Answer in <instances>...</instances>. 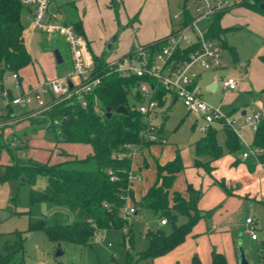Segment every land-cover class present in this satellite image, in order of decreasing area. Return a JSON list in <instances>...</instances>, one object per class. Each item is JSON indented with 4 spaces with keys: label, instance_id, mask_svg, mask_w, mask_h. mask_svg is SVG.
Wrapping results in <instances>:
<instances>
[{
    "label": "rangeland",
    "instance_id": "374dc122",
    "mask_svg": "<svg viewBox=\"0 0 264 264\" xmlns=\"http://www.w3.org/2000/svg\"><path fill=\"white\" fill-rule=\"evenodd\" d=\"M65 1L67 0H56L52 6L61 18L70 20L73 13L70 7L74 4L70 2L62 9L61 4ZM182 1L117 0L115 6L112 0H77V4L88 26L87 34L92 41V52L103 60H113L128 52L134 45L154 41L170 33L176 27L174 14H182ZM23 21L34 60L20 71L24 83L33 82L37 78V72L42 77L52 78L69 71L72 65L65 39L37 29L28 7L23 9ZM222 25L224 30L219 40L226 43L223 53L225 66L219 71H203L201 83L204 96L227 115L239 119L243 116L242 110L246 109L247 116H253L264 107V14L246 5L232 6L222 16ZM116 35V40L111 43V38ZM110 43L111 47L107 48ZM57 47L65 58L61 63L54 53ZM216 73L236 75L239 78V88L230 90L219 86L215 90L208 89L207 83ZM11 74L6 75V85L17 92ZM129 99L131 103L138 104L131 95ZM35 108L37 105H14V110L20 115ZM198 117L197 113L189 111L181 101L172 104V100H169L156 108L152 114V122L167 141L147 140L149 147L132 149L133 173L142 175L143 178L133 179L134 197L129 198L128 205H135V201L141 200L143 192L156 180L158 163L173 160L180 154L185 168L179 173L174 188L186 192L191 183L199 193L197 207L201 210V216L197 218L191 233L195 227L206 230L214 228L215 223L221 226L230 223V228L235 230L234 242L239 239L243 241L251 264H264V167L257 164L251 166L242 157V147L230 151L226 143L227 130L219 124L213 127L223 155H202L200 159L203 164H197L196 141L207 134V131L202 130V121ZM31 122L34 124H30ZM27 123L29 126L24 130ZM248 131V140L252 141L254 131ZM68 151L74 152V156H86L90 152L84 145L62 144L57 133L47 127L43 113H36L32 119L0 129L1 252L5 251V244L15 242L19 238L18 231H22L26 264H193L195 256L199 258L200 264H206L207 260L213 259L214 249L224 254L228 264H233L224 251L223 240L211 238L219 230H214L212 234L207 231L201 233L197 243L189 244L186 251L189 253L177 258L176 262L172 258L162 259L161 255L159 258H140L141 252L149 245L150 230L162 227L169 232L173 228L171 221L167 225H160L163 215L150 207H144L139 214L129 216L122 209V215L129 221L127 226L97 227L87 243L64 240L61 242L64 253L56 257L58 242L50 239L45 229H29L30 224L39 219H44L48 225L69 222L76 217L75 213L68 205L51 200L32 202V184L24 181L23 176L7 177L6 172L8 164H14L18 159L53 163L65 159ZM90 164L85 166H91ZM248 212L259 217L258 240L252 239L241 223V217ZM164 216L167 217V214ZM188 218L187 214L180 213L177 223L186 222ZM225 228L230 229L227 226Z\"/></svg>",
    "mask_w": 264,
    "mask_h": 264
},
{
    "label": "trees",
    "instance_id": "16d2710c",
    "mask_svg": "<svg viewBox=\"0 0 264 264\" xmlns=\"http://www.w3.org/2000/svg\"><path fill=\"white\" fill-rule=\"evenodd\" d=\"M112 2L116 6L117 0ZM262 2L264 0H255L245 5L264 14V9L260 8ZM24 7L26 5L21 0H0V86L6 84L8 73L20 72L34 61L23 21ZM72 12L68 21L83 33L82 18L75 10ZM223 14L224 12L216 14L210 24L211 34L217 37H220L224 30L221 22ZM222 43L226 46L225 41ZM96 58L98 63L104 62L99 56ZM135 81L134 76L110 74L104 77L97 93L105 109L108 106L114 109L110 116L106 111H96L93 103L86 108L76 104H58L51 110L52 123L47 126L49 130L57 133L59 141L89 145L91 150L86 156L67 155V158L53 163L18 159L14 164H8L7 177L24 176V181L32 184V202L51 200L66 204L76 215L72 221L52 225L46 224L44 219H39L31 222L29 229H45L49 238L57 242L68 240L87 243L97 227L121 228L128 225L129 221L122 215V209L129 202L125 196L134 197L133 181L129 179L132 157L126 155L119 158L115 153L119 150L127 151L125 143H138L142 147L150 145L140 134L143 127L142 115L131 108L130 87ZM159 94L160 98L166 96L163 90ZM122 104L129 107V113L116 111ZM225 128L229 150L241 148L238 135L231 128ZM252 142L264 150V117L254 132ZM196 154L197 164H203L200 159L202 155H223L214 127L197 139ZM262 158L264 159V152ZM89 163L91 166H85ZM184 168L180 154L173 160L158 163L156 180L143 192L141 200L133 203L136 206L142 204L143 208H153L163 216L166 213L168 221L173 223L169 232L162 227L150 230L149 245L141 252L140 258L156 257L170 252L186 239L197 218L201 216V210L197 207L199 193L191 183L186 192L174 188L176 179ZM109 169H113L117 176L115 180L111 179ZM42 177L44 178L40 182ZM180 213L188 215L186 222L177 223ZM18 235L19 238L15 242L5 244V251H0V264H26L22 231H18ZM212 256L213 264H228L224 254L215 249ZM193 264H200L197 256L194 257Z\"/></svg>",
    "mask_w": 264,
    "mask_h": 264
},
{
    "label": "built area",
    "instance_id": "2783aa9c",
    "mask_svg": "<svg viewBox=\"0 0 264 264\" xmlns=\"http://www.w3.org/2000/svg\"><path fill=\"white\" fill-rule=\"evenodd\" d=\"M21 1L28 8L33 7V22L37 29L65 39L72 67L56 77H37L28 85L21 80L19 71L12 72L17 92L6 84L0 86V129L32 119L36 113L44 114L48 126L52 123L50 112L58 104H76L86 108L93 103L96 111L105 113L106 109L101 105L97 93L104 77L110 74L134 76L136 81L130 87V95L138 104L131 103V108L142 115L140 134L146 140L167 141L152 122V114L169 100H172V104L181 101L189 111L198 114L202 130L208 131L215 124L231 128L243 147L242 157L264 167L263 148L248 140V129L257 130L264 117V107L253 116L245 113L237 119L212 105L205 98L201 83L204 70H218L223 66L224 45L220 37L210 32L213 17L232 6L255 0H183L180 4L182 14H174L176 27L170 33L160 39L134 45L122 56L104 60L103 63H98L86 36L51 9L53 0ZM216 80L224 89H238L240 84L239 78L233 74L218 75ZM162 90L166 92L164 98H160ZM16 104L37 105V108L20 115L14 110ZM138 145L125 143L124 147L128 150H119L115 154L119 158L126 155L133 157L132 149ZM109 173L111 179L117 178L113 169H109ZM136 177L141 179V175L134 174L131 169L130 181ZM125 198L129 199L128 196ZM123 211L129 216L136 211V205L126 203ZM160 221L162 224L169 222L166 216L161 217ZM245 224L250 235L257 238L256 217L248 215Z\"/></svg>",
    "mask_w": 264,
    "mask_h": 264
},
{
    "label": "crops",
    "instance_id": "0c3cea01",
    "mask_svg": "<svg viewBox=\"0 0 264 264\" xmlns=\"http://www.w3.org/2000/svg\"><path fill=\"white\" fill-rule=\"evenodd\" d=\"M54 1L56 2V0H53L52 1V3H51V9L54 11V7L52 6V4L54 3ZM70 2H72L74 5H71L72 7H70L71 8V10L72 11H76V14L80 17V18H82V20H83V27H84V32H83V34L86 36V38L88 39V41H89V43H90V46H91V49H92V41L89 39V37H88V34H87V29H88V26L85 24V20L83 19V15L81 14V12H80V10H79V6H78V4H77V0H67V1H65V3H63V4H61V8L63 9V7H65L66 8V6L70 3ZM66 5V6H65ZM56 8H57V6H56ZM29 10H30V12H31V15H32V7L31 8H29ZM57 10H59V11H61L59 8H57ZM78 10H79V12H78ZM58 11V12H59ZM54 12H56V11H54ZM227 11H225L224 12V14L226 13ZM80 13V14H79ZM223 14V15H224ZM32 18H33V15H32ZM65 21H67V22H69L68 21V19L66 20V19H64ZM221 22H222V20H221ZM70 23V22H69ZM162 37V36H161ZM107 48H108V46H107ZM31 50V49H30ZM97 56V55H96ZM223 66H225V63H223ZM223 66L221 67V68H223ZM221 68H219L220 70H221ZM219 69H218V71H219ZM36 72H37V70H36ZM218 73H216L215 74V77H213L208 83H207V88L208 89H210V90H215V89H217L219 86H221L220 84H217V86L215 87V88H211V86H213L216 82H217V80H216V77L219 75H217ZM230 74H232V73H230ZM234 75V74H233ZM37 77H42L41 75H39V72H37ZM20 78H21V80L23 81V76H21V73H20ZM23 83H24V81H23ZM29 83H31V82H29ZM29 83H24L25 85H28ZM239 88V87H238ZM234 90H236V89H234ZM244 111H246V113H247V110L246 109H243L242 110V114H245L244 113ZM162 116H164V115H162ZM24 121V120H23ZM19 122H22V121H19ZM33 122V121H32ZM30 123V124H34V123ZM16 123H18V122H16ZM13 125H15V123L14 124H12V125H9V126H5V128H8V127H10V126H13ZM28 126H29V124L27 123L24 127V130H27V128H28ZM248 133H249V131H248ZM61 143L62 144H66V143H68V144H77V145H84V146H87V148H88V150L90 151L91 150V147L89 146V145H87V144H83V143H80V142H64V141H61ZM150 146V145H149ZM149 146H143V147H149ZM141 145H138V147L137 148H143ZM67 153H69V154H67L68 156H71V155H74V152L72 153V152H70V151H68ZM66 155V156H67ZM67 156V157H68ZM78 156V155H77ZM66 157V158H67ZM79 157H83V156H79ZM133 158V157H132ZM62 160V159H61ZM247 161L249 162V164L251 165L252 164V166L254 165H256L257 163H255L252 159H247ZM132 163H133V159H132ZM257 165H259V164H257ZM143 178V176L141 175V179ZM204 214L206 213L205 211L203 212ZM249 213V212H248ZM249 215H250V213H249ZM255 217H256V219H257V233H258V230H259V217H257L256 215H254ZM163 217V216H162ZM242 218H243V216L241 217V223H243L244 224V226H245V228H244V231H246L247 233H249L247 230H246V224H245V222H243L242 221ZM228 222H229V220H228ZM169 223V222H168ZM168 223H165V224H162L161 223V221H160V225H167ZM214 228H212V229H210V228H207L206 230H201V229H197L196 227H195V229L192 231V233L190 232L188 235H187V237H186V239L181 243V244H179L178 246H176L174 249H172L170 252H168V253H166V254H163V255H161L160 256V258H162V259H174L175 261L174 262H176V259L177 258H180V257H182L184 254H186V253H189V252H186V251H188V246H189V244L191 243V242H195V243H197V239H199L200 238V236H202V235H200L201 233H203V232H205V231H207V232H209L210 234H212L213 232H215V231H217V230H219L218 232H216V233H213L212 235H211V238L212 239H214V240H216V241H222L223 240V245H224V251H226V253L228 254V256L230 257V260H231V262L233 263V264H240L239 263V253H238V243H239V241L241 240V239H239L238 241H236L235 240V242H234V236H235V233H234V228H230L232 225L230 224V223H227V224H225L224 226H221L220 224H217V223H215L214 225ZM225 226H227V227H229L230 229H227V230H225L226 228H225ZM215 230V231H214ZM209 234V235H210ZM250 234V233H249ZM251 236V235H250ZM251 238L252 239H254V240H258L259 239V234H258V237L257 238H253L252 236H251ZM227 243H226V242ZM242 241V240H241ZM243 242V241H242ZM234 245H235V247H234ZM219 247V246H218ZM220 249V248H219ZM262 249L264 250V244L262 245ZM195 251V250H194ZM158 258H159V256H158ZM174 264H176V263H174ZM206 264H213V259L211 258V261H210V259H209V261L207 260V263Z\"/></svg>",
    "mask_w": 264,
    "mask_h": 264
},
{
    "label": "water",
    "instance_id": "95a60500",
    "mask_svg": "<svg viewBox=\"0 0 264 264\" xmlns=\"http://www.w3.org/2000/svg\"><path fill=\"white\" fill-rule=\"evenodd\" d=\"M260 8L264 9V2H262L260 4ZM117 38V35L116 36H113L111 38V43L114 42ZM111 43L108 45V48L111 47ZM54 53H55V56H56V59L59 63L63 62L64 61V56L60 50V48H55L54 50ZM217 82L211 86V88H215L217 86ZM176 98L174 99V102H175ZM113 108L108 106L106 107V114L108 116L112 115L113 113ZM116 111L117 112H121V113H129L130 112V109L125 105V104H122L120 105L119 107L116 108ZM244 113H246V111H244ZM163 118H165V116H163ZM23 179H24V176H23ZM143 208V205L142 204H138L136 206V211L134 212L135 215L139 214L140 211L142 210ZM3 214H5L3 212ZM249 215V213H246L243 218H242V221L245 222L246 220V217ZM64 253V250H63V247H62V243L61 242H58V245L56 247V250H55V256H60ZM238 253H239V263L240 264H251V260L249 258V255H248V249L245 247V245L243 244V242L240 240L239 243H238Z\"/></svg>",
    "mask_w": 264,
    "mask_h": 264
}]
</instances>
